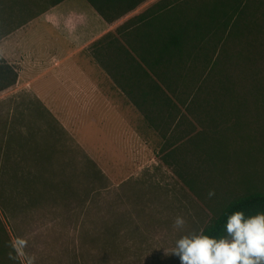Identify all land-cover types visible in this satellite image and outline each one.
<instances>
[{"label": "rangeland", "instance_id": "1", "mask_svg": "<svg viewBox=\"0 0 264 264\" xmlns=\"http://www.w3.org/2000/svg\"><path fill=\"white\" fill-rule=\"evenodd\" d=\"M22 1L0 0V32L23 18ZM154 1L107 23L86 0H64L0 39L17 81L36 82L0 92V264H178L176 240L213 216L209 195L160 161V138L90 55L94 40ZM257 135L238 171L260 183ZM237 173L207 188L224 182L225 196Z\"/></svg>", "mask_w": 264, "mask_h": 264}, {"label": "trees", "instance_id": "2", "mask_svg": "<svg viewBox=\"0 0 264 264\" xmlns=\"http://www.w3.org/2000/svg\"><path fill=\"white\" fill-rule=\"evenodd\" d=\"M38 1L46 5L31 11ZM63 1L23 0V18L0 32V39ZM146 1L86 0L107 23ZM148 5L94 40L90 55L160 138V161L192 193L204 199L211 180L237 170L225 196L224 182L217 181L211 191L221 200L209 197L206 203L214 213L201 231L220 237L233 211H264V178L258 183L238 171L242 151L264 131V0ZM17 79L0 53V92ZM6 252L0 248L2 258Z\"/></svg>", "mask_w": 264, "mask_h": 264}, {"label": "clouds", "instance_id": "3", "mask_svg": "<svg viewBox=\"0 0 264 264\" xmlns=\"http://www.w3.org/2000/svg\"><path fill=\"white\" fill-rule=\"evenodd\" d=\"M208 195L213 197L215 192ZM174 223L182 229L185 220L177 216ZM224 232L220 237L203 231L183 234L171 254L178 264H264V211L252 215L233 211L227 216Z\"/></svg>", "mask_w": 264, "mask_h": 264}, {"label": "crops", "instance_id": "4", "mask_svg": "<svg viewBox=\"0 0 264 264\" xmlns=\"http://www.w3.org/2000/svg\"><path fill=\"white\" fill-rule=\"evenodd\" d=\"M26 85H29V86L34 87V85H36V82L35 81H32V80L31 81L29 80V81L20 83V81H17V83L15 85H13V86H15V87L16 86H22L23 87V86H26ZM32 91L33 90H31V93H32ZM41 92H43L42 89H41Z\"/></svg>", "mask_w": 264, "mask_h": 264}]
</instances>
